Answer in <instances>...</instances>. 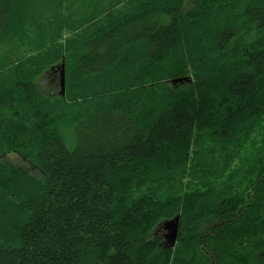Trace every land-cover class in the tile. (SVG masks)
<instances>
[{
	"label": "trees",
	"instance_id": "1",
	"mask_svg": "<svg viewBox=\"0 0 264 264\" xmlns=\"http://www.w3.org/2000/svg\"><path fill=\"white\" fill-rule=\"evenodd\" d=\"M152 2L66 43L65 15L47 35L51 21L0 0V49L19 22L31 36L0 65V264H264V0ZM167 57L192 84H169ZM63 61L65 95L43 94L40 75ZM178 213L165 249L154 231Z\"/></svg>",
	"mask_w": 264,
	"mask_h": 264
},
{
	"label": "rangeland",
	"instance_id": "2",
	"mask_svg": "<svg viewBox=\"0 0 264 264\" xmlns=\"http://www.w3.org/2000/svg\"><path fill=\"white\" fill-rule=\"evenodd\" d=\"M18 3L20 2L23 11H24V18L28 21H51L43 25L45 28V32L47 35L51 34L50 28L54 27L53 30L57 32V15H65L64 16V24L69 23V26H65L66 29L63 31V42L69 43L72 39L80 37V41H90L94 38L100 37L103 38L105 32L109 29L110 25H113L115 21L129 19L134 15H138L139 10L141 8H150L151 6L154 7V3L152 4H145L144 1L146 0H63L61 7H58L57 0H17ZM24 2V3H23ZM192 0H185V7L192 8L191 6ZM24 5V6H23ZM188 10V9H187ZM216 15V12H214ZM48 20H47V18ZM130 21V20H129ZM27 22H19L16 25L11 26L12 29L11 35L15 37V41L13 42L12 48L8 44L7 41L1 45L0 49V65H8L11 62V59L15 58V56L20 55L22 52L26 51L30 48L28 43L29 37V30ZM79 22H83L81 27L78 26ZM23 23V24H22ZM247 27V25L245 26ZM29 28V30H28ZM42 28V29H43ZM120 28V27H118ZM110 31H108V34ZM106 33V34H107ZM19 36H22L26 42L22 47L20 44L22 43L23 39H19ZM35 36V35H32ZM20 40V41H19ZM71 42V45L73 42ZM19 43V44H18ZM36 46V41L33 43ZM18 47V48H17ZM70 46H68L69 48ZM134 53L137 52L138 55L144 58V62L151 64L150 58L144 56L142 47L140 44L136 43L135 47L133 48ZM48 59V54L46 55ZM127 52L123 53V58L118 57L117 60H120L116 63L117 67H121L124 65H128L130 62L126 60ZM171 57H167L164 59V76L169 78V81H173L175 79H181L176 82H170L169 84L179 89L181 87H186L187 84H192L193 79L188 76L184 78L179 77L183 74L181 71V67L176 64L172 66ZM54 84L48 82V75L44 74V72L39 77V87L43 94L45 93H53L54 92ZM142 95H150L152 93L151 89L142 90L140 92ZM75 126L70 124H65L62 126V136L63 139L70 150H73L76 145V135H75ZM264 138V134L262 135ZM250 153V152H249ZM5 158L9 161L21 165L30 172L34 173L35 175H41L40 170L32 164L29 160L25 159L24 156L20 154L18 151H10L6 153ZM237 164H241L240 161ZM252 190L248 191L249 195L251 194ZM180 214V213H178ZM177 215V214H176ZM166 220V219H165ZM168 230L164 227H157L156 232L154 231L155 235H158L164 239V234H166ZM181 234V230H180ZM180 236V235H179ZM179 238V237H178ZM161 241V244H162ZM177 244V243H176ZM176 246V245H175ZM174 248V247H172ZM171 249V248H170Z\"/></svg>",
	"mask_w": 264,
	"mask_h": 264
},
{
	"label": "water",
	"instance_id": "3",
	"mask_svg": "<svg viewBox=\"0 0 264 264\" xmlns=\"http://www.w3.org/2000/svg\"><path fill=\"white\" fill-rule=\"evenodd\" d=\"M51 68L57 69L60 73V86H61V95L65 94V62L53 66ZM181 79H175L172 82L179 81ZM164 227L168 230L166 234H164V239L162 241V245L165 249H170L175 247L178 237L180 235V215L177 214L173 218L162 220L157 227Z\"/></svg>",
	"mask_w": 264,
	"mask_h": 264
},
{
	"label": "flooded vegetation",
	"instance_id": "4",
	"mask_svg": "<svg viewBox=\"0 0 264 264\" xmlns=\"http://www.w3.org/2000/svg\"><path fill=\"white\" fill-rule=\"evenodd\" d=\"M45 74H47L48 75V82H50V83H55L54 84V92L53 93H58L59 94V91H60V85H59V83H58V79H59V77H58V71L57 70H50V71H48L47 73H45ZM51 93H49V95H50Z\"/></svg>",
	"mask_w": 264,
	"mask_h": 264
},
{
	"label": "crops",
	"instance_id": "5",
	"mask_svg": "<svg viewBox=\"0 0 264 264\" xmlns=\"http://www.w3.org/2000/svg\"><path fill=\"white\" fill-rule=\"evenodd\" d=\"M39 81V80H38ZM58 83H59V80H58Z\"/></svg>",
	"mask_w": 264,
	"mask_h": 264
},
{
	"label": "bare ground",
	"instance_id": "6",
	"mask_svg": "<svg viewBox=\"0 0 264 264\" xmlns=\"http://www.w3.org/2000/svg\"><path fill=\"white\" fill-rule=\"evenodd\" d=\"M24 6V5H23ZM15 13V12H14ZM180 215V214H179Z\"/></svg>",
	"mask_w": 264,
	"mask_h": 264
}]
</instances>
